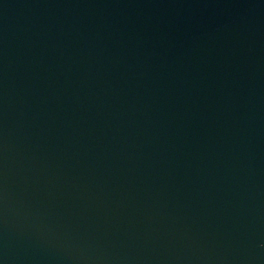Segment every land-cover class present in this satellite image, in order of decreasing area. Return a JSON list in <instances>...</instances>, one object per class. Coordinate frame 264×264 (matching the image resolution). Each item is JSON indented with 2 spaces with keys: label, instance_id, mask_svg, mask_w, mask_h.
<instances>
[{
  "label": "water",
  "instance_id": "95a60500",
  "mask_svg": "<svg viewBox=\"0 0 264 264\" xmlns=\"http://www.w3.org/2000/svg\"><path fill=\"white\" fill-rule=\"evenodd\" d=\"M0 264H264V0H0Z\"/></svg>",
  "mask_w": 264,
  "mask_h": 264
}]
</instances>
